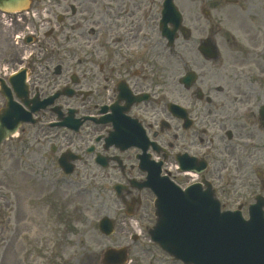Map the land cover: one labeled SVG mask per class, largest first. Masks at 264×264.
Segmentation results:
<instances>
[{
    "label": "flooded vegetation",
    "instance_id": "1",
    "mask_svg": "<svg viewBox=\"0 0 264 264\" xmlns=\"http://www.w3.org/2000/svg\"><path fill=\"white\" fill-rule=\"evenodd\" d=\"M201 1L209 7V3L223 1L226 7L232 0ZM235 1V11L246 14L255 28H238L239 36L232 37L216 27L206 10L203 14L211 23L207 33L189 25L187 38L178 37L174 48H168L161 32L162 0H96L91 7L86 0H63L58 8L70 16L57 23L60 37L50 29L44 34V43L30 39L42 52L47 51L46 44L50 48L52 39L60 40L57 47L66 52L74 45L90 58L58 62L52 68L50 53L38 58L31 52L21 76L25 75L27 84L21 103L34 111L36 122L22 125L14 138L24 142L31 127V138L42 148L48 146L43 159L52 158L58 164L65 156L73 174L84 169L80 165L89 164L108 177L111 171L119 177L112 191L125 213L135 216L149 206L154 212L151 223L156 222V196L145 186L147 163L160 169L159 178L170 175L169 180L182 188L201 184L207 190L208 182L223 210L248 211L258 195L264 196V124L260 116L264 55L259 52L262 44L259 49L252 45L253 31L264 35V0ZM8 20L17 27L12 31V53L0 57V87L15 96L10 77L18 72L16 66L25 64L26 56L15 50L26 53L31 47L21 43L30 31H25L26 15ZM219 39L235 43L239 62L227 68L230 73H224V82L215 74L226 66ZM212 43L216 46L213 52ZM183 44L193 57L183 60L179 52ZM104 54L106 59H100ZM170 56L183 63L176 75L161 66L163 58ZM54 95L60 96L43 106ZM5 104L0 92V109ZM85 174L95 177V173Z\"/></svg>",
    "mask_w": 264,
    "mask_h": 264
},
{
    "label": "rangeland",
    "instance_id": "2",
    "mask_svg": "<svg viewBox=\"0 0 264 264\" xmlns=\"http://www.w3.org/2000/svg\"><path fill=\"white\" fill-rule=\"evenodd\" d=\"M46 1L45 5L35 4L32 9L34 13L41 14L49 9L57 14L64 10L52 7L57 1ZM95 3L96 0H86L85 4L91 7ZM176 4L182 10L185 24L195 26L203 34L211 28V23L203 14L206 10L211 12L216 27L227 28L233 33L240 32L238 28L249 30V25L255 28L246 14L236 12L234 6L225 7L223 1L209 3L211 8L201 0H196V3L193 0H176ZM31 12L27 16L25 31H32L35 39L42 40L39 44L44 43L47 28L42 25L43 14L33 17ZM0 20V57H8L13 51L10 48L14 43L12 31L17 24L13 22L15 25L12 26L11 20ZM261 26L264 27V19ZM57 30L58 27L55 32ZM253 33L252 45L259 49L260 32ZM57 34L54 36L60 37ZM35 42L26 53L19 49L15 52L22 57L34 52L38 58L50 53L52 68L58 62L90 58L88 52L83 49L80 52L74 45L67 48L71 52L57 47L60 40L50 39L48 42L51 46L49 48V44H46L43 48L47 51L44 52L38 50ZM218 45L226 66L215 74L224 82V77L230 73L227 68L239 62L235 56V43L219 39ZM179 52L183 60L193 57L191 49L184 44ZM100 59H106V54ZM163 61L161 66L168 68L171 74L182 71L183 63L176 57H164ZM27 130L23 136L24 142L18 143L17 138H12L4 143L0 151V264H102L105 250L130 244L133 235H141V242L132 245L135 249L130 251V262L127 264H172L147 237V230L153 225L151 220L154 222L153 210L148 206L144 212L129 216L115 197L112 185L119 177L111 171H108L110 177L97 169L93 171V166L89 164L80 165L84 168L80 174L62 178L63 173L56 160L41 156L49 152L48 146L42 148L36 139L31 138L34 129L28 127ZM85 173H95V177H87ZM106 215L117 218L116 232L111 237L104 236L98 227L100 219ZM146 248L150 249L149 253L145 251Z\"/></svg>",
    "mask_w": 264,
    "mask_h": 264
},
{
    "label": "water",
    "instance_id": "3",
    "mask_svg": "<svg viewBox=\"0 0 264 264\" xmlns=\"http://www.w3.org/2000/svg\"><path fill=\"white\" fill-rule=\"evenodd\" d=\"M172 5V0H167L164 20L181 26V16ZM26 7L28 0H0V9L5 11ZM14 105L9 103L7 109L0 111V145L23 122L29 121L28 114ZM60 164L67 173L72 171L63 159ZM146 170L149 177L145 186L159 197L158 222L150 234L166 252L185 264H264L261 214L260 218L254 214L249 223H244L237 215L221 213L212 191L202 193L197 186L182 191L159 179L160 170L152 164L147 163ZM101 227L108 234L113 232L108 218L102 221Z\"/></svg>",
    "mask_w": 264,
    "mask_h": 264
}]
</instances>
